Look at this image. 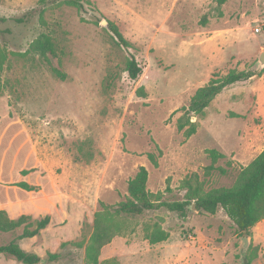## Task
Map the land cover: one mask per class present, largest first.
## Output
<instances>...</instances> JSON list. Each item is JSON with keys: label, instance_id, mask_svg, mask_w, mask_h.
Segmentation results:
<instances>
[{"label": "rangeland", "instance_id": "obj_1", "mask_svg": "<svg viewBox=\"0 0 264 264\" xmlns=\"http://www.w3.org/2000/svg\"><path fill=\"white\" fill-rule=\"evenodd\" d=\"M82 1L85 13L63 0H0V18L7 19L0 22L7 56L0 68V182L15 186L20 175L36 189L12 219L51 217L39 236L19 242L40 264H87L101 204L126 201L141 167L150 192L183 201L186 180L198 176L206 194L231 189L264 151V0ZM41 34L52 37L55 55L29 51ZM131 54L143 68L136 81L126 72ZM233 71L258 75L225 89L203 115H191L197 133L186 138L178 123L192 98ZM213 150L224 158L214 162ZM193 205L185 219L166 209L118 218L121 234L99 264H243L250 250L253 264H264V220L244 237L223 209L211 215ZM155 224L168 241L150 244ZM22 232L1 234L0 245ZM49 254L61 259L49 262ZM0 264L21 263L0 256Z\"/></svg>", "mask_w": 264, "mask_h": 264}, {"label": "trees", "instance_id": "obj_2", "mask_svg": "<svg viewBox=\"0 0 264 264\" xmlns=\"http://www.w3.org/2000/svg\"><path fill=\"white\" fill-rule=\"evenodd\" d=\"M228 0H219L223 5ZM63 2L76 8L80 13L87 11L86 4L82 0H63ZM43 15V12H42ZM17 23H24L25 18L16 19ZM0 22H7L6 18H0ZM109 29L117 38L120 46L130 49L131 44L124 38L117 26L109 24ZM56 44L52 37L41 34L30 46L31 52L46 57L49 53H56ZM6 54L0 49V68L6 61ZM52 72L58 78L64 79L65 76L56 68ZM126 72L131 80L136 81L143 74V68L137 59L131 54L127 62ZM258 74L252 71L237 72L233 71L225 78L213 79L210 83L197 91L192 98L191 104L186 115L179 120L178 129L184 131L186 138H191L197 133V123L191 122V115L200 116L209 108L211 103L225 89L238 83H246ZM212 160L224 158L222 154L213 150L210 152ZM152 163L157 164L153 155H150ZM33 171H23L26 176ZM149 172L145 167H141L136 176L129 181L128 198L115 207L101 204L102 212L95 215L93 233L85 249V260L87 264H99L102 250L113 242L117 235L121 234L122 224L117 221L120 217H139L148 212L166 209L169 212L177 213L180 218L185 219L189 212V207L195 202L198 211L214 215L219 209H223L229 219L235 223L244 237L251 235V229L259 222L264 220V151L252 162L242 173L238 184L231 189H219L210 193L203 192V184L198 176L191 180H186L183 184L187 190L186 198L183 201L168 202L163 201V193L154 194L147 189ZM17 187L34 192L36 189L26 182L16 185ZM170 191V188H167ZM51 224L49 215L34 220L29 215H22L18 219H12L8 212L0 210V235L14 233L23 228L22 234L17 236L7 245H0V256L11 257L21 264H40L43 259L31 252L25 251L19 242L26 239H33L46 230ZM152 245L163 243L170 238L159 224H155L154 229L146 235ZM64 244L63 247H66ZM257 254L254 250L244 258L243 264H253ZM61 259V254H49L48 261L55 262Z\"/></svg>", "mask_w": 264, "mask_h": 264}, {"label": "crops", "instance_id": "obj_3", "mask_svg": "<svg viewBox=\"0 0 264 264\" xmlns=\"http://www.w3.org/2000/svg\"><path fill=\"white\" fill-rule=\"evenodd\" d=\"M19 182L22 183V176L19 175ZM18 180L15 181H11V182H16ZM5 181V180H4ZM7 182V181H5ZM29 182V183H28ZM26 183H28L30 186L32 185L30 183V181H28ZM19 184V183H18ZM17 185V184H16ZM9 186L4 184L3 182H0V210H5L8 212V214L10 215L11 218L15 217V216H19L18 214H16V212L18 213L19 211L22 210V207L27 205L29 202H31V199H35L33 198V195H35L34 192H27L28 195L23 197V189L17 187V186ZM4 192L7 194L13 193L14 197H6L4 195Z\"/></svg>", "mask_w": 264, "mask_h": 264}, {"label": "water", "instance_id": "obj_4", "mask_svg": "<svg viewBox=\"0 0 264 264\" xmlns=\"http://www.w3.org/2000/svg\"><path fill=\"white\" fill-rule=\"evenodd\" d=\"M103 25L107 26L108 22L107 21H103ZM260 64L262 67H264V54H262L261 58H260ZM193 209L197 210L196 205H193ZM249 248V239L248 238H243V252L244 254L247 253V250ZM44 262V261H42Z\"/></svg>", "mask_w": 264, "mask_h": 264}]
</instances>
